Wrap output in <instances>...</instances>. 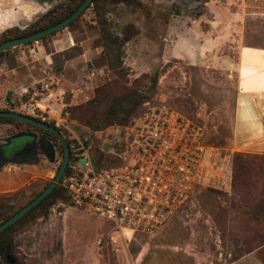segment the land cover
I'll list each match as a JSON object with an SVG mask.
<instances>
[{"label":"rangeland","instance_id":"obj_1","mask_svg":"<svg viewBox=\"0 0 264 264\" xmlns=\"http://www.w3.org/2000/svg\"><path fill=\"white\" fill-rule=\"evenodd\" d=\"M68 4L60 0L25 27L13 28L24 29ZM211 15L221 16L225 32L220 36L205 37L209 23H195ZM102 28L108 35L104 43ZM64 30L75 47L54 55L52 69L38 78L53 77L63 100L38 99L47 98L41 105L49 106L44 116L51 125L64 120L59 130L69 145L74 136L93 144L98 167L116 166L128 142L119 121L106 123L109 110L138 113L148 102H165L204 126L208 145L218 147L221 158L240 155L254 169L243 176L249 188L236 186L232 194L197 189L155 234L118 245L111 242L114 222L74 207L64 194L8 234L15 264H264V208H257L264 189V145L239 144L234 132L238 95L253 81L244 79L239 64L249 58L241 51H264V0H97ZM203 44L209 45L207 52ZM96 46L100 53L91 52ZM28 78L20 74L7 80L6 94L0 87V111L20 113V105L40 86L15 92L30 86ZM9 123L0 122V143L17 132ZM61 160L60 154L57 163L40 170L6 165L0 172V201L6 200L2 216L15 214L49 186ZM85 162L76 163L82 168ZM0 264L9 263L0 256Z\"/></svg>","mask_w":264,"mask_h":264},{"label":"built area","instance_id":"obj_2","mask_svg":"<svg viewBox=\"0 0 264 264\" xmlns=\"http://www.w3.org/2000/svg\"><path fill=\"white\" fill-rule=\"evenodd\" d=\"M40 42L29 46L34 50ZM56 86L51 76L41 81L20 105L19 114L51 124L44 116L49 106L41 105L47 98L38 97L55 96L62 102L63 93ZM63 121L56 119L54 127L60 129ZM125 129L128 142L114 167H98L93 144L74 136L69 173L65 172L61 185L74 207L115 223L113 245L155 234L193 199L197 189L232 193L234 161L231 155L221 158L220 149L208 145L199 122L165 102H148ZM81 158L86 160L82 168L76 163Z\"/></svg>","mask_w":264,"mask_h":264},{"label":"crops","instance_id":"obj_3","mask_svg":"<svg viewBox=\"0 0 264 264\" xmlns=\"http://www.w3.org/2000/svg\"><path fill=\"white\" fill-rule=\"evenodd\" d=\"M59 1L12 0L10 4H6L4 0V3L0 4V32L13 27H25L27 23L47 12ZM50 3L51 6L47 8ZM220 17L218 15L201 16V19L195 23L199 24L202 21L209 23L207 31L202 32L205 37L220 36L225 32L224 28L221 27ZM71 37L70 32L66 33V30H62V32L51 37L46 45L41 41L38 48H34V50L29 45L9 50L0 62V77L3 75L2 78L4 79L2 80V87H0L5 91V94L10 91L6 86V81L20 74L29 77L26 83H30V86L24 85L15 88L14 91L17 93H24L29 87L43 81V78L38 79L39 74L46 69H52L54 55L75 47L71 42ZM217 41L218 39H213V43ZM200 47L207 52L209 45L203 44ZM99 50L100 47L96 46L91 52L98 51L97 53H100ZM259 51L261 50L255 51L250 48H244L241 51L242 57L249 58L239 64L241 70H245L244 79H252L253 81L248 88L240 91L236 103L234 132L235 141L239 144L244 141L264 145V51ZM87 52L85 51L82 55L86 56ZM242 57L241 60H243Z\"/></svg>","mask_w":264,"mask_h":264},{"label":"trees","instance_id":"obj_4","mask_svg":"<svg viewBox=\"0 0 264 264\" xmlns=\"http://www.w3.org/2000/svg\"><path fill=\"white\" fill-rule=\"evenodd\" d=\"M84 1L85 0H69V4L67 6H65L64 8L61 7L59 9L58 8L52 9L47 14H45L42 18H40L39 20H37L36 22H34L33 24L27 26L24 29H20V28L8 29L7 31H5L3 34L0 35V44L5 42V41L11 40V39L25 37V36H30L32 34L41 32V31H43V30H45V29H47V28H49L51 26H54V25L62 22L63 20H65L66 18L71 16L79 8V6ZM123 1H125V0H123ZM96 2H97V0H94L89 8H91L93 5H95ZM84 12L82 13V15L84 14ZM77 20H75L73 23H71L67 28H70ZM55 34L56 33L51 34V35L41 39V41L42 40H47L52 35H55ZM106 35L107 34L105 32H103V28H102V38H101V40H102L103 43L107 39L108 35L107 36ZM30 44L31 43H29L27 45H30ZM27 45H25V46H27ZM7 52L8 51L0 52V60L2 59V57H4V55ZM144 100L145 99L141 100V103L144 102ZM143 110H144V108L140 112L136 113L135 112L136 109L131 111V112H128L125 109L124 113H121V114H115V109L114 110H109L108 113H110V114H107V117H106L105 121H106V123L108 125L109 124L112 125V122L117 120V121L120 122L121 125H123L124 127H127V126H130L132 124L133 120L136 117H138L142 113ZM3 121L4 122H14L15 120L9 119V118H0V122H3ZM233 161H234V173H233V190H232V193L234 192V189H235L236 186H240V185H243V186H246V187L249 186V184L246 182V180L243 178V176H245V174L249 173L250 171H253V169H254L252 163L251 162L247 163L246 160H242V156H240V155L237 156L236 160H233ZM68 173H69V168L66 170V175ZM64 194H66V193H65V191L63 190V188L61 187V184H60V187L56 188L51 194H49L40 204H38L29 213H27L22 219H20L14 225L10 226L4 232H2L0 234V256H3V254L5 253V246L8 245V243L11 242V239L8 237L9 236L8 234L14 228H16L17 226L21 225L26 220V218L28 216L33 214L36 210H38L41 206H43L47 201L54 200V198L58 199V198L62 197ZM37 196H35L32 200H34ZM68 199H69V197H68ZM4 202H6V200L0 201V225H2L4 222H6L9 218H11L14 215L13 214L11 216H2L3 214H2L1 210H2V208L4 206L3 205ZM260 207L264 208V189L262 190L260 196L257 199V208H260ZM259 225H260V223H259ZM262 225L264 226V223ZM257 233H259V232H255V234H257ZM260 234L263 236V242H264V231L262 233H260Z\"/></svg>","mask_w":264,"mask_h":264},{"label":"water","instance_id":"obj_5","mask_svg":"<svg viewBox=\"0 0 264 264\" xmlns=\"http://www.w3.org/2000/svg\"><path fill=\"white\" fill-rule=\"evenodd\" d=\"M93 1L94 0H85L71 16H69L68 18H66L62 22H60L54 26H51V27H49V28H47L41 32L32 34L30 36L11 39V40H8V41L1 43L0 44V52L9 51V50L17 48L19 46L27 45L29 43L41 40V39H43V38H45L51 34L58 33L64 29H66L71 23H73L75 20H77L85 10H87L91 6ZM0 118H9V119L17 120V121H20V122H23L26 124L34 125V126L42 128V129L48 130V131H50V132H52L58 136V138L60 139V141L62 143L63 149H64L63 162H62V165H61L57 175L55 176L54 180L49 184V186L37 198H35L32 202H30L27 206H25L24 208L19 210L17 213H15L11 218H9L2 225H0V234H1L7 228L14 225L20 219H22L27 213H29L33 208H35L38 204H40L49 194H51L57 188V186L59 185V183H60V181H61V179H62V177H63V175L67 169V166H68V163L70 160V147H69L68 141L60 133V131L56 128H53L52 126H50L47 123H44L42 121L33 119L31 117H28L26 115L19 114L17 112H13V111H0ZM23 136H24V134H15L8 139L2 140V143H0V172L6 166V164L8 162L5 158L4 152L2 150L3 146L9 147V145H10L9 142L11 140H13V139L17 140V139L22 138ZM108 149H109L108 145L104 146V151H108ZM22 153L23 152H21V154ZM8 250H11L10 247H8ZM7 262L9 264H15L16 259L11 254H9Z\"/></svg>","mask_w":264,"mask_h":264},{"label":"flooded vegetation","instance_id":"obj_6","mask_svg":"<svg viewBox=\"0 0 264 264\" xmlns=\"http://www.w3.org/2000/svg\"><path fill=\"white\" fill-rule=\"evenodd\" d=\"M9 125L14 126L16 128L17 132L15 134H24V136L20 139H17V140H14V139L11 140L9 142L10 143L9 147L3 146L2 150L4 152V156H5L6 160L8 161L6 165L27 166V167H30V168L35 169V170H40V169H44L46 165L57 163L58 156L61 154L62 160L59 163L60 164V166L58 168V171H59V169L62 165V162H63V158H64V149H63V146H62L60 139L58 138V136L56 134H54L48 130L42 129L40 127L30 125V124H26V123H23V122H20L17 120H15V122L9 123ZM49 125L52 126L51 124H49ZM52 127L55 128L54 126H52ZM60 133H61V131H60ZM15 134H13V135H15ZM13 135H9L5 139H8ZM21 152H23V153L21 154ZM70 160H71V156H70ZM70 160H69V162H70ZM58 171H57V173H58ZM57 173H56V175H57ZM63 177H64V175H63ZM63 177H62L59 185L60 184L62 185L61 182L63 180ZM38 178L39 177L34 178L35 181ZM43 191H41L38 194V196ZM32 201L33 200H31L30 202H32ZM8 247H10V246L9 245L5 246V253L3 254V256H1L6 261L8 259V255L9 254L12 255V252H11L12 248L10 247L11 250H8Z\"/></svg>","mask_w":264,"mask_h":264}]
</instances>
